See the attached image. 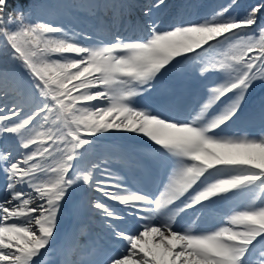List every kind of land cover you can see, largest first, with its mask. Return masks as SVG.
<instances>
[{"label": "snow or ice", "instance_id": "snow-or-ice-1", "mask_svg": "<svg viewBox=\"0 0 264 264\" xmlns=\"http://www.w3.org/2000/svg\"><path fill=\"white\" fill-rule=\"evenodd\" d=\"M164 6L143 7L142 34L98 40L0 0V264H50L63 210L85 203L79 189L97 194L86 210L118 246L61 264H264V128L225 131L264 83V0L167 24L154 15ZM170 71L175 84L162 82ZM190 76L204 92L173 113ZM128 133L150 155L134 146L119 158L162 164L155 190L112 171L115 150L96 151Z\"/></svg>", "mask_w": 264, "mask_h": 264}, {"label": "rangeland", "instance_id": "rangeland-1", "mask_svg": "<svg viewBox=\"0 0 264 264\" xmlns=\"http://www.w3.org/2000/svg\"><path fill=\"white\" fill-rule=\"evenodd\" d=\"M151 2L152 0H59L54 8L50 12L48 11L50 14L44 15L43 19L44 21L63 25L66 28L71 27L76 32L83 30L88 35L98 34L96 36L98 40L117 32L121 34L125 32L126 35H133L135 32L136 35H140L142 34L141 29L146 19L142 16V9ZM154 15H158L160 20L167 24L178 19L196 20L200 16V10H196L194 7L192 9L189 8L188 4L183 2V0H165V6L158 13H154ZM120 16L123 17V23L118 19ZM113 20H117L120 24L118 23L117 26L114 25L115 22ZM87 42L90 43L91 41ZM209 79H216V74L210 76ZM176 80L175 73L171 71L166 73L162 78V82L169 84H175ZM203 92L204 87L201 80L191 76L186 78L181 85V92L176 102L171 105L173 113L183 111L193 105ZM165 100L166 97L160 94L159 88L157 92L152 94L151 101L153 103L159 104L165 102ZM262 108H264V99L257 101L255 111L246 113L241 121L230 125L225 131H240L256 134L261 128H264V121L260 119ZM104 138L98 142L96 151L104 152V150H115L114 153L120 157L123 150L130 149L134 146H144L141 148V151L150 155V149L147 145H150L151 142L141 145L134 140V138H145L141 135L128 133L124 135H108ZM133 159L135 161L138 160L137 157H133ZM159 165L149 160L147 165H141L137 162L132 163L129 167L127 163L125 165L123 164L121 168L112 166V171L117 172L119 176H123L130 184H133V182L140 184L137 180L130 181V177H133V174L138 176L143 175L148 178L149 176L155 177L156 168ZM149 169L151 170V175H149ZM150 182L152 183L151 179ZM2 185L3 177L0 176V186ZM2 195L3 193L0 192V196ZM89 195L94 196L97 194L86 189L77 190L74 197L76 199L83 198L85 203L76 211H73L71 207H66L63 210L62 220L55 236V243L51 245L48 258H44L50 263L59 257H62L63 260L66 258L72 260L80 259L82 254L84 259H102V256L95 254L94 244L96 246H103L109 251L114 250L118 246L115 241L100 238V230L86 210V198ZM81 224L88 225L86 232L79 231ZM68 249L73 250L69 253L67 251Z\"/></svg>", "mask_w": 264, "mask_h": 264}, {"label": "trees", "instance_id": "trees-1", "mask_svg": "<svg viewBox=\"0 0 264 264\" xmlns=\"http://www.w3.org/2000/svg\"><path fill=\"white\" fill-rule=\"evenodd\" d=\"M58 1L59 0H9V9H18L24 12L25 16L33 21L44 20L43 16L50 14V10L54 8ZM183 2H186L191 9L194 7L196 10H200V16L197 18L200 19L202 17H210L215 11H218L221 7L228 4L230 0H183ZM252 2L253 0H238L240 7L237 8L236 11L242 14L247 5ZM262 15H264V13H262ZM67 29L75 31L71 27H67ZM209 52H211V50H209ZM211 54L215 55V53ZM261 99H264V83L258 82L246 99L243 109L244 114L255 111L257 101Z\"/></svg>", "mask_w": 264, "mask_h": 264}, {"label": "bare ground", "instance_id": "bare-ground-1", "mask_svg": "<svg viewBox=\"0 0 264 264\" xmlns=\"http://www.w3.org/2000/svg\"><path fill=\"white\" fill-rule=\"evenodd\" d=\"M114 22H115V24H116V26H117V24L119 23L120 24V22H117V20L115 21V20H113ZM131 30V29H130ZM135 33V32H134ZM104 152H108V150H104ZM114 156H115V158H113L112 159V166L113 167H115V168H121L122 167V165L124 164H126L127 163V166L129 167V165H131L132 163H136V161L134 160V159H132V160H126V161H123L122 159H120L119 158V155H116V153H114ZM115 170V169H114ZM117 170H119V169H117ZM137 175H133V177H132V179H135V180H139V176H138V178L136 177ZM143 176V175H142ZM132 179H131V181H132ZM83 247V246H82ZM75 252V251H74ZM74 254V253H73ZM46 258H48V256L46 257ZM73 258V257H72ZM82 258V257H81ZM52 260V259H51Z\"/></svg>", "mask_w": 264, "mask_h": 264}]
</instances>
